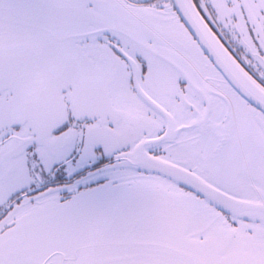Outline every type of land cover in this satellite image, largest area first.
Masks as SVG:
<instances>
[{"label": "snow or ice", "instance_id": "obj_1", "mask_svg": "<svg viewBox=\"0 0 264 264\" xmlns=\"http://www.w3.org/2000/svg\"><path fill=\"white\" fill-rule=\"evenodd\" d=\"M0 264H264V0H0Z\"/></svg>", "mask_w": 264, "mask_h": 264}]
</instances>
